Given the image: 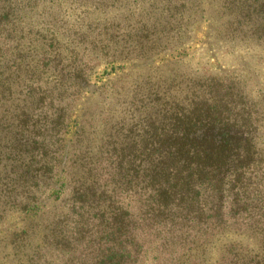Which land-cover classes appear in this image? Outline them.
<instances>
[{
  "label": "trees",
  "instance_id": "16d2710c",
  "mask_svg": "<svg viewBox=\"0 0 264 264\" xmlns=\"http://www.w3.org/2000/svg\"><path fill=\"white\" fill-rule=\"evenodd\" d=\"M44 1L0 0V175L23 183L22 211L51 219L44 242L93 250V264H145L153 252V264H264V89L253 95L235 70L212 71L184 97L151 86L109 131L91 133L89 97L71 106L67 91L68 78L74 93L89 83L70 80L65 64L58 70V31L35 40L57 52L62 79L53 84L28 41ZM248 2L246 23L264 16V0ZM47 206L53 217H42ZM62 214L73 217L72 230L56 219Z\"/></svg>",
  "mask_w": 264,
  "mask_h": 264
},
{
  "label": "rangeland",
  "instance_id": "374dc122",
  "mask_svg": "<svg viewBox=\"0 0 264 264\" xmlns=\"http://www.w3.org/2000/svg\"><path fill=\"white\" fill-rule=\"evenodd\" d=\"M244 1L47 0L50 3L42 2L41 8H36L40 12L29 21L33 32L28 41L36 56L40 53L42 58L39 67L43 79L53 84L62 79L52 67L58 59L57 52L48 44L47 50L53 53L46 55V48L35 40L51 39L52 32L58 31L56 48L63 59L58 70L65 64L63 73L73 74L70 80L84 76L89 83L86 90L74 93L77 86L71 87L73 82L68 78L67 91L72 93L69 102L73 106L82 97H89L82 104L87 102L91 107L88 117L93 118L94 114L98 123L91 133L103 134L125 111H131L132 101L139 102L151 86L184 97L212 71L235 70L244 85L253 89V95L256 90L264 89V81H258L254 73L249 77L253 71L264 76V16L256 11L253 17L246 16L250 19L246 23L242 16ZM247 1L251 8H259L262 0ZM28 11L31 8L25 9V16ZM26 22L27 19L22 25ZM39 23L43 30H39ZM4 24L8 25V19ZM32 65L35 66L34 61ZM254 84L259 86L255 88ZM45 85L38 84L42 89ZM141 102L150 104L148 99ZM74 110L68 106V115ZM112 113L113 121L104 124L103 119ZM23 191V183L14 182L8 174L0 175V264H93L96 254L93 250L58 247L52 242L55 238L44 242L48 234L45 224L51 219L29 216L22 211L19 202L26 201ZM48 200L42 196L39 204ZM59 204L61 207L60 201ZM45 210L42 217L54 216L48 206ZM56 219L63 220L68 230L74 228L73 217L62 214ZM155 255L149 253L145 264H153Z\"/></svg>",
  "mask_w": 264,
  "mask_h": 264
}]
</instances>
